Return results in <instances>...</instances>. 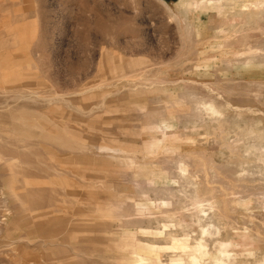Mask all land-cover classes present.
Wrapping results in <instances>:
<instances>
[{
  "label": "rangeland",
  "instance_id": "obj_1",
  "mask_svg": "<svg viewBox=\"0 0 264 264\" xmlns=\"http://www.w3.org/2000/svg\"><path fill=\"white\" fill-rule=\"evenodd\" d=\"M0 264H264V0H0Z\"/></svg>",
  "mask_w": 264,
  "mask_h": 264
},
{
  "label": "bare ground",
  "instance_id": "obj_2",
  "mask_svg": "<svg viewBox=\"0 0 264 264\" xmlns=\"http://www.w3.org/2000/svg\"><path fill=\"white\" fill-rule=\"evenodd\" d=\"M98 19V18H97ZM96 20V19H95ZM96 24H97V22H96ZM100 24V22H98V25ZM96 27V29H97V27H99V26H95ZM105 27V26H104Z\"/></svg>",
  "mask_w": 264,
  "mask_h": 264
}]
</instances>
